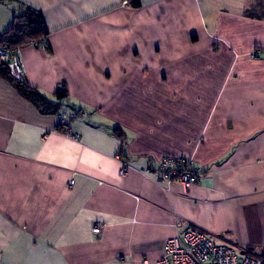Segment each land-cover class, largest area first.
<instances>
[{"label": "crops", "instance_id": "crops-1", "mask_svg": "<svg viewBox=\"0 0 264 264\" xmlns=\"http://www.w3.org/2000/svg\"><path fill=\"white\" fill-rule=\"evenodd\" d=\"M138 1L0 0V34L22 7L42 15L22 81L60 106L41 114L0 78V264H158L175 221L260 252L264 3ZM177 156L198 170L188 190L140 171Z\"/></svg>", "mask_w": 264, "mask_h": 264}, {"label": "built area", "instance_id": "built-area-1", "mask_svg": "<svg viewBox=\"0 0 264 264\" xmlns=\"http://www.w3.org/2000/svg\"><path fill=\"white\" fill-rule=\"evenodd\" d=\"M124 3L126 4L125 1ZM19 49L20 47L9 48L7 45H0V66L5 67L12 78L22 81L23 66ZM250 57L258 59L259 50H253ZM74 117L75 113L60 116L62 130L68 135ZM130 168L131 165L122 160L119 174H126ZM140 171L154 177L167 193L173 181L179 182L188 190L199 179L198 170L193 168L184 156L163 157L159 159L155 169L146 168ZM175 226L177 233L165 242L158 264H264V243L259 253L239 252L227 244L214 242L200 230L183 228L180 221H175ZM100 229V225H94L92 231L98 234Z\"/></svg>", "mask_w": 264, "mask_h": 264}, {"label": "trees", "instance_id": "trees-1", "mask_svg": "<svg viewBox=\"0 0 264 264\" xmlns=\"http://www.w3.org/2000/svg\"><path fill=\"white\" fill-rule=\"evenodd\" d=\"M133 7L139 5L138 0H131ZM264 20V10L262 11ZM48 34L42 15L30 7H22L21 12L14 17L12 25L0 34V45H7L9 48L23 47L31 42H39ZM0 78L9 83L17 93L25 100L35 106L41 114H58L60 106L49 103L45 97L35 89L28 86L24 81H19L10 76L5 67L0 66ZM57 99H67L68 93L65 85L55 93ZM114 134L122 138L119 128L113 129Z\"/></svg>", "mask_w": 264, "mask_h": 264}, {"label": "rangeland", "instance_id": "rangeland-1", "mask_svg": "<svg viewBox=\"0 0 264 264\" xmlns=\"http://www.w3.org/2000/svg\"><path fill=\"white\" fill-rule=\"evenodd\" d=\"M260 1L264 3V0H260ZM252 12H254V13H258L259 10H258V9H255V10H253ZM258 261H259V259H258Z\"/></svg>", "mask_w": 264, "mask_h": 264}, {"label": "water", "instance_id": "water-1", "mask_svg": "<svg viewBox=\"0 0 264 264\" xmlns=\"http://www.w3.org/2000/svg\"><path fill=\"white\" fill-rule=\"evenodd\" d=\"M185 228V227H184Z\"/></svg>", "mask_w": 264, "mask_h": 264}]
</instances>
